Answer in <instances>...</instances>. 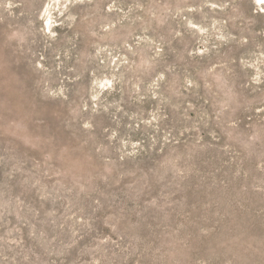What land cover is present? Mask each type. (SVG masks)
Returning a JSON list of instances; mask_svg holds the SVG:
<instances>
[{
    "label": "rangeland",
    "instance_id": "obj_1",
    "mask_svg": "<svg viewBox=\"0 0 264 264\" xmlns=\"http://www.w3.org/2000/svg\"><path fill=\"white\" fill-rule=\"evenodd\" d=\"M0 264H264V5L0 0Z\"/></svg>",
    "mask_w": 264,
    "mask_h": 264
},
{
    "label": "bare ground",
    "instance_id": "obj_2",
    "mask_svg": "<svg viewBox=\"0 0 264 264\" xmlns=\"http://www.w3.org/2000/svg\"><path fill=\"white\" fill-rule=\"evenodd\" d=\"M254 2H255V4L256 5H259V6H261V7H263V5H264V0H254ZM51 20L49 19L48 20V23H47V26L46 27H48L49 29L51 28Z\"/></svg>",
    "mask_w": 264,
    "mask_h": 264
}]
</instances>
